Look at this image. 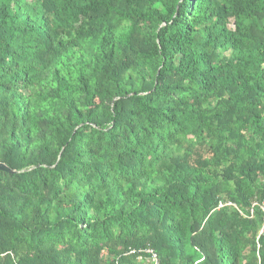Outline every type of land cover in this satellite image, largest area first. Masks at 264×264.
I'll use <instances>...</instances> for the list:
<instances>
[{
	"label": "trees",
	"instance_id": "trees-1",
	"mask_svg": "<svg viewBox=\"0 0 264 264\" xmlns=\"http://www.w3.org/2000/svg\"><path fill=\"white\" fill-rule=\"evenodd\" d=\"M0 264H264V0H0Z\"/></svg>",
	"mask_w": 264,
	"mask_h": 264
},
{
	"label": "built area",
	"instance_id": "built-area-1",
	"mask_svg": "<svg viewBox=\"0 0 264 264\" xmlns=\"http://www.w3.org/2000/svg\"><path fill=\"white\" fill-rule=\"evenodd\" d=\"M262 209L264 211V205L262 206ZM150 253L152 255L150 261H152L153 264H159V260H158L157 255L155 253H153L152 251Z\"/></svg>",
	"mask_w": 264,
	"mask_h": 264
},
{
	"label": "water",
	"instance_id": "water-1",
	"mask_svg": "<svg viewBox=\"0 0 264 264\" xmlns=\"http://www.w3.org/2000/svg\"><path fill=\"white\" fill-rule=\"evenodd\" d=\"M0 171L6 172V173H13L12 170H10L6 165L0 163Z\"/></svg>",
	"mask_w": 264,
	"mask_h": 264
}]
</instances>
